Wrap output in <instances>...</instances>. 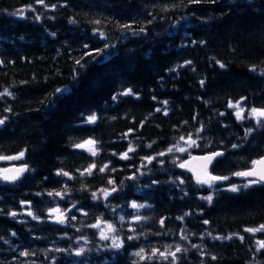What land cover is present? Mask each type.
<instances>
[{"label": "trees", "instance_id": "obj_1", "mask_svg": "<svg viewBox=\"0 0 264 264\" xmlns=\"http://www.w3.org/2000/svg\"><path fill=\"white\" fill-rule=\"evenodd\" d=\"M44 3L0 0V93H12L0 96V119L7 117L0 157L23 152L13 162L29 169L14 183L0 180V264H171V257L135 255L169 245L186 249L176 264H264V249L257 251L264 232L244 231L264 224V184L244 188L234 175L264 154V121L249 115L264 108V0ZM63 88L70 94L58 98ZM129 88L136 95H120ZM241 97L245 118L237 120L228 105ZM93 114L97 120L86 122ZM189 136L198 147L168 151ZM89 139L95 156L74 147ZM216 150L223 155L210 173L228 179L211 187L177 167L188 154ZM93 164L91 175H80ZM113 187L104 199L100 190ZM209 195L211 203L203 199ZM61 212L64 224L55 220ZM98 221L115 228L123 248L107 247L92 227Z\"/></svg>", "mask_w": 264, "mask_h": 264}, {"label": "snow or ice", "instance_id": "obj_2", "mask_svg": "<svg viewBox=\"0 0 264 264\" xmlns=\"http://www.w3.org/2000/svg\"><path fill=\"white\" fill-rule=\"evenodd\" d=\"M37 3L39 4H43L45 8L48 7L47 4L44 3V0H36ZM190 3H200L201 0H189ZM211 2L215 3L216 0H211ZM29 8H31V5L28 6ZM52 8H55L56 5H51ZM16 15L20 16V17H23L24 16V9H20L18 10V12L16 13ZM37 19H39V17H36ZM74 22V21H72ZM96 23H100V21H96ZM121 27L123 28H130V25H122ZM98 31V30H97ZM141 31H145V29H141ZM101 37L104 36V33L103 32H100L99 33ZM52 35H55V33H53ZM203 43V42H201ZM85 47H87V45H85ZM106 48L109 47L108 45L105 46ZM104 50L103 49H100V50H97V55L99 53H102ZM89 55H93L92 53H89ZM95 58V56H94ZM0 63H3V61H0ZM80 60H77L76 61V64L77 65H80ZM186 64H190L191 61H186L185 62ZM217 63L220 64V67L223 68L225 67L224 64L220 63L219 61H217ZM256 68L255 66H253L252 68V71H255ZM262 72H264V70H262ZM200 84L203 85L204 84V81L201 80L200 81ZM56 92L59 94V97H63L65 95H68L70 94V89L69 88H63V89H57ZM9 95L11 96L12 93L8 91V89H5L3 93H0V96H3V95ZM120 95H136L135 93H133L132 89H127L125 90L123 93H121ZM113 99H115V97H113ZM153 99H155V97H153ZM245 98L244 97H241V100H238L236 101L234 104L232 102H229V107L230 108H235L237 109L235 115H236V118L237 120H243L245 117L243 116V113L245 112V109L243 107H240V104H241V101H243ZM165 105L168 103L167 101H164L163 102ZM5 111H11V109H5ZM156 111H161V109H156ZM165 115H167V111L165 110ZM221 115H223V113H221ZM249 115L256 118L257 119V122L260 123L262 121H264V108H251L250 111H249ZM7 120V117H4L3 119H0V125H3L5 123V121ZM97 120V116L95 114L89 116L87 118V121L88 123H94L95 121ZM203 129H198L197 131H202ZM130 132L132 131L131 129L129 130ZM252 129H248L247 132H251ZM246 132V134H247ZM127 135V134H125ZM181 140H185L184 137H181L180 138ZM188 147H181V148H169L168 151L169 152H172L174 150L176 151H180V152H185V151H188L189 148H192V147H198L199 145L197 144V140L195 139H192L191 136L188 137V140L186 141ZM95 144H96V141L94 140H87V141H84L83 143H79V144H75L74 147L75 148H78V149H85L87 151L90 152V154L92 156H95L97 154V149L95 148ZM150 147V145H149ZM233 147H238V145H233ZM129 152L131 151H134V149L130 146L129 147ZM158 155H164V153H159ZM223 155V153L221 152H214L212 153L211 155L209 156H205V157H199L197 159H201L203 161H205V165H204V175H200V174H197L196 176V180H197V183L198 184H201V185H204V184H207L209 187L212 186V184L217 181V180H227L228 177H217V176H212L210 175L208 172H207V166L210 165L212 163V161L218 157V156H221ZM24 156V153L21 152L19 153L17 156H13V157H0V159H8V160H19L21 159L22 157ZM121 158L122 159H127L128 158V152H125L123 154H121ZM146 159L150 162L152 159H154V157H146ZM181 168H185L187 167L186 163H181L179 165ZM108 167V165H104V167L100 168L99 171L100 172H104L105 169ZM95 168V165H91L89 168L85 169L83 172H80V175H91L92 174V171L93 169ZM29 171V169L27 168V165H25L24 167L22 168H17V169H3V170H0V179H2L3 181L5 182H10V183H14L16 181H18L25 172ZM113 171H115V169H113ZM9 173H12V174H9ZM57 175H64V176H68L69 179H72V177L69 175V173L67 172H63L62 170L59 171L57 173ZM234 175L236 176H243V177H249L251 179L248 180V182L246 184L243 185L244 188H248L250 187L251 185H255V184H261V183H264V157L260 158L259 160H254L252 161V168L249 170V171H244V172H236L234 173ZM109 184H114V181L113 180H109L108 181ZM230 191H233V192H237L239 191V187L236 186V185H232L231 188L229 189ZM117 189L115 187H113L110 191L108 189H101L100 190V193L102 195V197L104 199H107L112 193L116 192ZM49 196H58V197H61L63 198L66 193H62V192H49L48 193ZM92 198L93 200H97L99 199L100 197L97 195V193H92ZM203 199H206L209 203H211L213 197L211 195L207 196V197H204ZM22 204L24 203H28V202H25V201H21ZM75 207V205L73 206ZM132 207L133 208H137V207H144V205H137L135 202H133L132 204ZM50 213H53V212H60L59 209H50L49 210ZM29 216H32L33 219H39V217L35 216L31 210L28 211L27 213ZM11 216L15 217L17 215V213L15 212H12L10 213ZM75 217H73L74 219ZM135 220H140L141 218L139 216L135 217L134 218ZM178 219H183V217H179ZM55 220L57 223H60V224H64L66 223V215L65 213H60L59 216L55 217ZM121 220H123V217H121ZM161 225L164 224V220L162 219L160 221ZM205 224L208 223V221H204ZM92 227H97L99 228L100 227V222L98 221L96 225H92ZM107 228H108V232H114L115 231V228L109 224L107 225ZM245 232H248V233H252V234H255L257 232H264V224H261L259 225L258 227L256 228H246L244 229ZM13 235H15V233H13ZM210 235V234H209ZM233 235H239V234H233ZM183 239H187L186 236H183L182 237ZM214 239H232V236H218V237H213ZM100 239L101 240H108L110 239V236L107 235L103 230H101V234H100ZM128 240H132L134 239L133 236H129L127 237ZM239 239L243 240L244 237L243 236H239ZM124 246V241L123 239H120L118 237H111V244L110 245H107V247L111 248V249H121L123 248ZM171 245L168 246V249H166L164 252H160L159 249H153L152 250V253L150 255H145L144 254V249L141 248L138 252L135 253L136 256L140 257L141 260H144V259H152L154 256H156L157 254L167 260L169 257H171V264H176V261L178 259L177 257V253H180L182 251H186V249H182L180 245H176L175 247V250L174 251H170L169 249H171ZM193 247H197L196 245H193ZM261 249H264V240H258L257 241V251H260ZM58 251H66V250H58ZM85 252V249L84 248H79L78 250H76L75 252V255L77 257H80L84 254ZM22 256H27L29 255L28 252H22L21 253ZM203 255V253H202ZM213 260L216 259V257H212Z\"/></svg>", "mask_w": 264, "mask_h": 264}, {"label": "water", "instance_id": "obj_3", "mask_svg": "<svg viewBox=\"0 0 264 264\" xmlns=\"http://www.w3.org/2000/svg\"><path fill=\"white\" fill-rule=\"evenodd\" d=\"M212 153H214V152H212ZM212 153L193 154V155L187 157L184 160V162H183V163H186L187 167H185V168H181L180 167V168L183 169V170H185L186 172H188L194 179H196L197 174L204 175V165H205V161H203L201 159H197V158L209 156ZM262 157H264V155L261 156V157H259L256 160H259ZM210 165L207 166V172L208 173H209V167H210ZM17 168H22V166L10 165V166L5 167L4 169H17ZM251 168H252V166L249 167L248 169L244 170V171H249ZM0 174H2V173H0ZM9 174H12V173H9ZM243 178H245V179H251L249 177H243Z\"/></svg>", "mask_w": 264, "mask_h": 264}, {"label": "rangeland", "instance_id": "obj_4", "mask_svg": "<svg viewBox=\"0 0 264 264\" xmlns=\"http://www.w3.org/2000/svg\"><path fill=\"white\" fill-rule=\"evenodd\" d=\"M232 103L234 104L235 102H232ZM240 107H241V105H240ZM232 109H233L234 112L236 113L237 109H235V108H232ZM255 121H257L256 118H255ZM186 141H187V140H185V141L182 143V145L179 146V147H177V148L188 147ZM189 151H190V148L188 149V151H185V152H180V151H177V152L183 154V153H186V152L189 153ZM13 161H14V160L0 159V162H5V163H7V164H9V163H11V162H13ZM2 167H3V166H2ZM0 170H1V168H0ZM247 182H248V180H245L244 184H246ZM54 214H57V212H55ZM96 224H97V223H96ZM96 224H95V225H96ZM107 225H109V223H106V222H100V227L98 228V230H99V235L101 234V230H103L107 235L110 236V239H108V241L111 242V237H117V236L115 235L114 232H108Z\"/></svg>", "mask_w": 264, "mask_h": 264}]
</instances>
